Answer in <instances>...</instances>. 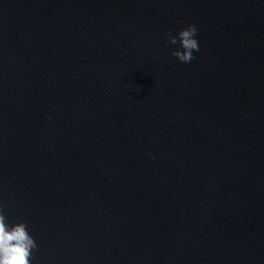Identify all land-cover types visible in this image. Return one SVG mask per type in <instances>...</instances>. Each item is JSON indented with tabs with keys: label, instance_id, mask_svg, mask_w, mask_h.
Returning a JSON list of instances; mask_svg holds the SVG:
<instances>
[{
	"label": "water",
	"instance_id": "obj_1",
	"mask_svg": "<svg viewBox=\"0 0 264 264\" xmlns=\"http://www.w3.org/2000/svg\"><path fill=\"white\" fill-rule=\"evenodd\" d=\"M0 208L32 264H264V0H0Z\"/></svg>",
	"mask_w": 264,
	"mask_h": 264
},
{
	"label": "clouds",
	"instance_id": "obj_2",
	"mask_svg": "<svg viewBox=\"0 0 264 264\" xmlns=\"http://www.w3.org/2000/svg\"><path fill=\"white\" fill-rule=\"evenodd\" d=\"M197 35L195 25H188L176 35L169 33V44L178 45L172 55L179 62L190 63L194 59L193 54L199 52ZM36 249L37 244L26 223H11L0 208V264H32V255Z\"/></svg>",
	"mask_w": 264,
	"mask_h": 264
}]
</instances>
